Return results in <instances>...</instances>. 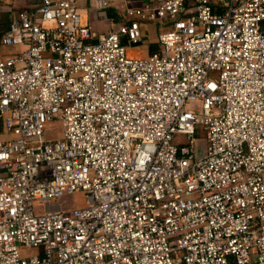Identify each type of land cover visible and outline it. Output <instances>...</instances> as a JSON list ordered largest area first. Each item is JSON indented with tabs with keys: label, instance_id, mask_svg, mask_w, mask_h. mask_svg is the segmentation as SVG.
I'll use <instances>...</instances> for the list:
<instances>
[{
	"label": "built area",
	"instance_id": "obj_1",
	"mask_svg": "<svg viewBox=\"0 0 264 264\" xmlns=\"http://www.w3.org/2000/svg\"><path fill=\"white\" fill-rule=\"evenodd\" d=\"M14 12L0 264H264V0H148L97 34L77 0Z\"/></svg>",
	"mask_w": 264,
	"mask_h": 264
},
{
	"label": "crops",
	"instance_id": "obj_2",
	"mask_svg": "<svg viewBox=\"0 0 264 264\" xmlns=\"http://www.w3.org/2000/svg\"><path fill=\"white\" fill-rule=\"evenodd\" d=\"M39 0H19L9 3V0H0V36L7 29L8 23L17 9L31 6ZM148 0H111L110 4L104 9H96L93 0H77L80 13L83 18L91 21L94 33L106 30L127 18V9L141 7ZM128 7V8H127ZM146 32L143 41L128 49V54L133 56H145L157 48L156 35L159 28L158 23L145 25ZM21 49L20 46H4L0 43V56H7ZM2 120H0V139L7 138Z\"/></svg>",
	"mask_w": 264,
	"mask_h": 264
},
{
	"label": "rangeland",
	"instance_id": "obj_3",
	"mask_svg": "<svg viewBox=\"0 0 264 264\" xmlns=\"http://www.w3.org/2000/svg\"><path fill=\"white\" fill-rule=\"evenodd\" d=\"M58 129H59L58 123L57 122L53 123L52 125H50L46 136L48 138L57 137L58 136ZM203 144H204V139L201 136L200 140H199V147L201 148L203 146ZM82 202H83L82 195L80 193H75V194H72L70 196H65L58 201H54V205H59L61 208L70 209V208L81 205Z\"/></svg>",
	"mask_w": 264,
	"mask_h": 264
}]
</instances>
